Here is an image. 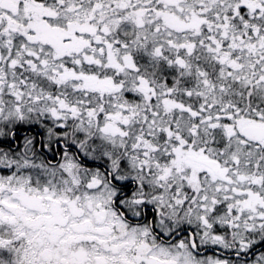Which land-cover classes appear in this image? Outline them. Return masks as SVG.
<instances>
[{
    "label": "snow or ice",
    "instance_id": "obj_1",
    "mask_svg": "<svg viewBox=\"0 0 264 264\" xmlns=\"http://www.w3.org/2000/svg\"><path fill=\"white\" fill-rule=\"evenodd\" d=\"M0 264H264V0H0Z\"/></svg>",
    "mask_w": 264,
    "mask_h": 264
}]
</instances>
